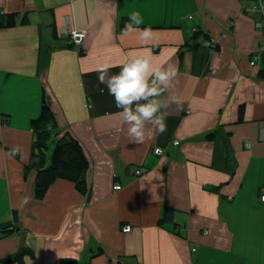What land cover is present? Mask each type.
I'll return each instance as SVG.
<instances>
[{"label":"crops","instance_id":"crops-1","mask_svg":"<svg viewBox=\"0 0 264 264\" xmlns=\"http://www.w3.org/2000/svg\"><path fill=\"white\" fill-rule=\"evenodd\" d=\"M252 5L0 0V15L14 14L13 26L0 23V225L14 229L0 233V264L22 251L13 264H264V59L250 64L264 30L258 13L246 14ZM133 12L156 31L152 44L120 37ZM70 31L86 34L81 45ZM135 53L178 67L164 93L173 98L167 130L147 125L143 143L129 137L95 71ZM43 96L53 120L33 123ZM38 137L48 143L46 166L58 140L81 145L82 184L57 178L37 198V171L24 168ZM157 146L163 156L152 154Z\"/></svg>","mask_w":264,"mask_h":264},{"label":"clouds","instance_id":"clouds-1","mask_svg":"<svg viewBox=\"0 0 264 264\" xmlns=\"http://www.w3.org/2000/svg\"><path fill=\"white\" fill-rule=\"evenodd\" d=\"M141 24L143 19L140 13H131L120 31V37L135 34L143 45L152 44L157 38L156 31L152 27L141 28ZM82 39L81 36L78 42ZM116 66L120 71L110 74V69ZM95 71L98 74V82L104 84L108 94L114 97L116 107L121 110L115 115L120 118L122 125L128 126V135L135 143H143L146 135H150L146 130L149 124L159 134L166 132V109L173 102V98L164 96V93L175 86L174 82L178 77L176 64H154L151 56L135 53L130 54L129 59L120 65L103 63ZM162 109L165 111L162 112ZM20 151L18 147L14 148L11 155ZM31 199V196H25L22 205L29 204ZM261 200L264 201V197H261Z\"/></svg>","mask_w":264,"mask_h":264},{"label":"trees","instance_id":"trees-1","mask_svg":"<svg viewBox=\"0 0 264 264\" xmlns=\"http://www.w3.org/2000/svg\"><path fill=\"white\" fill-rule=\"evenodd\" d=\"M0 16L1 24H6L8 26L14 25V14H1ZM125 22H127V19L121 23V29L124 27ZM194 34L195 37L198 35L196 32H194ZM259 75L264 78V68L260 71ZM238 118L239 121L242 120V110H240ZM46 120H53V111L51 109L49 101L45 96H43L40 115L36 120H34L33 123L44 122ZM46 141L47 140H40L39 137L36 139L34 145L36 147L35 150L38 151L34 154L35 159H33L29 166H25L24 168L25 175L28 170L36 169L37 171L36 196L39 199H43L44 196H46L49 188L57 180V178L71 180L77 185L82 184V172L88 166L81 145L74 139L64 141V139L62 138L56 142V145L51 152L49 165H47L46 169L42 170V168L46 166L45 160H47V150L43 149V146L47 147L48 145ZM36 159L37 162H35ZM170 216H172V211L168 209L165 213V219H170ZM6 229L9 228H7V226L0 225L1 235H9L13 233L9 232V230ZM12 230L14 231V229ZM23 255L24 251L5 258L1 260V262L3 264H13L16 262H21V258L23 257Z\"/></svg>","mask_w":264,"mask_h":264},{"label":"built area","instance_id":"built-area-1","mask_svg":"<svg viewBox=\"0 0 264 264\" xmlns=\"http://www.w3.org/2000/svg\"><path fill=\"white\" fill-rule=\"evenodd\" d=\"M260 1V5H261V11H262V15H263V22L262 23H258V27H261V26H264V1L263 0H259ZM83 37L82 41L81 42H78V40L80 39V37ZM69 37H70V40L71 42L74 44V45H81L84 38L86 37V34L84 32H79V31H70L69 32ZM206 45H209V44H206ZM261 53L264 55V45L262 46L261 48ZM174 145H178L179 142L178 141H174L173 142ZM160 150L159 152L157 150ZM165 150L164 148L160 147V146H157L153 149V154L156 155V156H162L164 154ZM137 174L140 173V171H137L136 172ZM114 189H117L119 190L120 189V186H115ZM262 197H264V194L262 195ZM125 233H129L131 231V226L130 225H125L122 229Z\"/></svg>","mask_w":264,"mask_h":264},{"label":"bare ground","instance_id":"bare-ground-1","mask_svg":"<svg viewBox=\"0 0 264 264\" xmlns=\"http://www.w3.org/2000/svg\"><path fill=\"white\" fill-rule=\"evenodd\" d=\"M264 1V0H263ZM253 13H258L259 14V19L258 20H256L255 21V27L258 29V30H264V26H261V27H258V23H262L263 22V15H262V11H261V5H260V1L259 0H257V5H252L250 8H248L247 10H246V14H248V15H252ZM193 32H195V30L193 31ZM206 44H209V45H206ZM264 45V42H263V44L260 46V48H259V51L256 53V55H254V58H253V60L250 62V64L252 65V66H255L256 65V62H257V60H258V56H260V58H263L264 59V55L261 53V48H262V46ZM204 47L205 48H207V49H215V48H217V45L216 44H214V43H212V42H210V41H206L205 43H204ZM161 147V146H160ZM163 148V147H162ZM154 149V148H153ZM165 150V149H164ZM152 154H153V151H152ZM154 155V154H153ZM164 155V154H163ZM162 155V156H163ZM156 156V155H155ZM157 157H160V156H157ZM137 172V171H136ZM140 173H141V171H140ZM139 173V174H140ZM138 174V175H139ZM115 190H117V189H115ZM123 229V228H122ZM122 232L123 233H125L123 230H122ZM193 251H196V249L195 248H193Z\"/></svg>","mask_w":264,"mask_h":264},{"label":"rangeland","instance_id":"rangeland-1","mask_svg":"<svg viewBox=\"0 0 264 264\" xmlns=\"http://www.w3.org/2000/svg\"><path fill=\"white\" fill-rule=\"evenodd\" d=\"M50 106H51V104H50ZM52 109V108H51ZM35 149H36V147H35ZM47 168V166H44L43 168H42V170L43 169H46ZM7 228H9V229H6V230H9V232H13V230H12V228L11 227H7ZM3 236H5V235H3Z\"/></svg>","mask_w":264,"mask_h":264}]
</instances>
